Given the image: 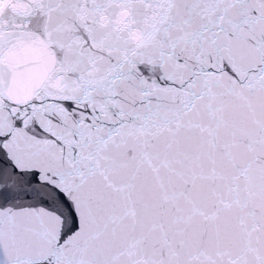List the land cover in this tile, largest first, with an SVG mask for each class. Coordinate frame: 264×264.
<instances>
[{
	"label": "snow or ice",
	"instance_id": "obj_1",
	"mask_svg": "<svg viewBox=\"0 0 264 264\" xmlns=\"http://www.w3.org/2000/svg\"><path fill=\"white\" fill-rule=\"evenodd\" d=\"M0 264H264V0H0Z\"/></svg>",
	"mask_w": 264,
	"mask_h": 264
}]
</instances>
